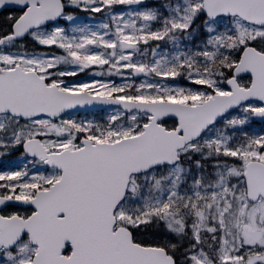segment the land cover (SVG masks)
<instances>
[{"label":"snow or ice","instance_id":"snow-or-ice-1","mask_svg":"<svg viewBox=\"0 0 264 264\" xmlns=\"http://www.w3.org/2000/svg\"><path fill=\"white\" fill-rule=\"evenodd\" d=\"M257 123L264 0H0V264H264Z\"/></svg>","mask_w":264,"mask_h":264},{"label":"rangeland","instance_id":"rangeland-1","mask_svg":"<svg viewBox=\"0 0 264 264\" xmlns=\"http://www.w3.org/2000/svg\"><path fill=\"white\" fill-rule=\"evenodd\" d=\"M78 118H87V119H103L107 115V110L100 111L98 113H76ZM171 123V121H169ZM260 127L259 125H256V130L259 131ZM24 163L23 159L19 157V154H15L10 157L2 158V161L0 163V170H12L15 167L22 166Z\"/></svg>","mask_w":264,"mask_h":264},{"label":"water","instance_id":"water-1","mask_svg":"<svg viewBox=\"0 0 264 264\" xmlns=\"http://www.w3.org/2000/svg\"><path fill=\"white\" fill-rule=\"evenodd\" d=\"M79 111H96V110H93V109H81V110H79Z\"/></svg>","mask_w":264,"mask_h":264}]
</instances>
